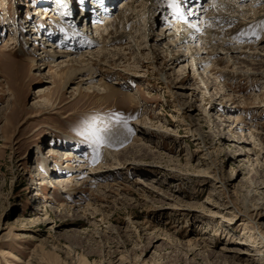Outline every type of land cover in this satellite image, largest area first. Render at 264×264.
Here are the masks:
<instances>
[{"label": "rangeland", "instance_id": "374dc122", "mask_svg": "<svg viewBox=\"0 0 264 264\" xmlns=\"http://www.w3.org/2000/svg\"><path fill=\"white\" fill-rule=\"evenodd\" d=\"M65 1L0 0V264H264V21L244 28L264 0H199L229 21L198 16L187 43L164 5L111 0L97 20L131 18L103 49ZM66 10L78 45L56 35L43 64ZM56 46L100 75L62 86Z\"/></svg>", "mask_w": 264, "mask_h": 264}, {"label": "bare ground", "instance_id": "6f19581e", "mask_svg": "<svg viewBox=\"0 0 264 264\" xmlns=\"http://www.w3.org/2000/svg\"><path fill=\"white\" fill-rule=\"evenodd\" d=\"M71 1L72 2H70V0H66L65 2H63L65 4H67V2H68V4H69V5H66L67 7H65V5H64V8L65 9L68 8V7H69V9L70 8H73L71 6H72V4L76 3V0H71ZM86 1L90 2L91 0H86ZM110 1L111 0H102V1L99 0V3L102 4V10L103 11H104V9H103L104 6H106L108 3H109L108 5H110V6L113 5ZM148 1H150L154 6H155V4H162V5H164L163 8L168 9L167 11H169V13H171V15H172L171 16L169 14V16L179 19L178 21L179 22H182L184 24L187 23V25L185 27H183V28L186 29L185 30V33H186L187 30H191V31H190V33L187 36L185 35L184 32L183 33H180L179 34V37H176L179 40L178 43H187L188 42V40H187L188 38H189V40H191L192 38H195L194 32L200 31V26H201L200 25V22H196V19L199 18L198 16H201V20L204 17H207L208 16L209 18H212L213 20H217V22L218 23H221V24H223L225 22L228 23V21H229L228 16H226L223 13H221L219 10H215V11L214 10H210V11H206L205 12V9H204L205 8V5L200 4V1L199 0H148ZM213 1H215V0H213ZM225 1H227V0H223L222 7H226L225 8L226 11H230L232 13H236V12L237 13H242V10L241 9L244 6L245 1H247V0H238V1L237 0H232V1H234V3L233 2L232 3H226ZM59 2H61V0H59ZM187 2H190L188 7H193V9L191 10V11H193V13H192V15H188L189 17H186V19H184V17L181 16V13L182 12H181L180 7L183 6ZM91 3L92 2H90L89 4H91ZM99 3H97V4H99ZM97 4H95L92 7V9L94 11L96 9H99V7L97 6ZM249 5H250V2H249ZM211 6H213V5H211ZM112 8H113V6L111 7V10H112ZM114 8H115V10H117L116 11V18L117 19L113 18L114 21L113 20L112 21H110V20L108 21L107 20V21H105L106 23H104V24H103V22L101 23V21H102V19L106 20L105 19L106 16H104L105 13H103V12L102 13L100 12V14L98 13L100 15V18H102V19H99L98 18V20L91 21L93 23V25H88V21L87 20H84L85 16H87L89 14L88 11L83 13L84 14V16H83L84 18L82 19V20H84L83 21V26L86 29H88V27L90 28L89 34H92L93 33V36H90L89 35L88 37H91V39H93L95 36H96V38L98 36H100V38H99L101 40V42L99 43V45H100L99 48L100 49H103V48H105V47H107L109 45H115L117 42H119L120 39H121V35H122V33H120L119 30H121L123 28L125 29L126 28V25L130 21V18H131L130 15H125L126 12H127V8H125V7H122L121 8V7H117V6L116 7L114 6ZM211 11H213V12H211ZM66 12H67L66 14H68V16H71V17H68V19L70 20V22L72 24L69 23V25H70L69 27L63 26L64 28L66 27V29H68V31H69V32L66 33L67 35H65L66 38H64V39H67V37H68L70 39V41H71V40H73L71 38H73V37L75 38V35L77 33L75 31V29L72 28L73 26L75 27V24H73L75 18L71 15V10H69V11L66 10ZM92 13H94V12H92ZM206 13L208 15H206ZM210 13H213V14H210ZM251 13L254 15L253 22L251 21L250 23L246 24V26L244 28L255 27V26L259 25V24H262V22L264 21V14L263 13H261V12H257V13L256 12H251ZM80 15L82 16V11H81ZM215 16H217V18ZM80 22H81V18H80ZM86 22H87V24H86ZM174 22H175V20H174ZM207 27H208V25H207ZM169 28L170 27H168V29ZM66 29H65V31H66ZM105 32H106V34H105ZM54 34L55 33H51V32L49 34H47V36H50V39L48 38V39L45 40L46 41V48H45V50H43V52L45 54L43 55V58L41 57V59H40L42 61L43 60L46 61V59L48 61L50 59L49 62L50 63L52 62V55L47 54V52H48V50H49L50 47L54 46L53 43L55 42V37H56V35L54 36ZM81 34H82V32H81ZM82 36H84V35L82 34ZM177 36H178V34H177ZM215 36H216V34L212 32L211 35L208 38L215 37ZM35 38L37 39L38 38V35H35L34 38L32 37V40H36ZM229 38H231V37H229ZM81 39H82V37H81ZM202 40L204 41V39H202ZM78 41H79V39H78ZM83 41H85V40H83ZM13 42L14 41L12 39H10V43L9 44H12ZM61 42H63V41H61ZM82 43L85 44L84 42H82ZM86 43L87 44H86L85 47H88L87 45L90 44V42L89 43L86 42ZM92 43H93V41H92ZM4 50L6 51V48H4ZM59 52H65L66 55H64V56H66V58L64 60H62V61H58V62L52 63V67H55V69H54L55 71L54 72H56V76H61L63 78L62 86H64L65 81L72 80L76 76H81L82 77L83 72H88V75H90V73L95 74V76L100 75V72L97 71L95 69V67H94V64L96 63V61L94 59H92L91 57H89V55L88 56L87 55H82V57H80V55H79V57L74 58L72 56H69L70 53L73 52L71 49L68 50V49H66V47L64 49L63 47L58 46L57 47V51L54 52V53L57 54ZM25 59L26 60H29V59H27V57ZM170 60L173 61V62H175L177 60V57L176 58L175 57H172ZM33 61L34 60L32 59L31 62H33ZM44 63L45 62L43 61V64ZM204 66H205V64H204ZM90 80H93V78L90 79ZM99 86H102V88L105 90L104 93H103V96L104 97L113 96L114 94L116 95V92L115 91H112L111 88L108 87V85H105L104 83H102ZM122 136H125V134H122ZM142 136H143L142 139H145L146 135L144 134ZM114 140L116 141L117 139H114ZM118 140H120V139H118ZM57 146H58L57 143H53V145H49L47 147L48 157H53V154L57 152V150H56V147ZM65 146H68V145H65ZM62 151H64V153H62V155L66 156L65 158H68L67 157L68 155L69 156L72 155L71 152H70L71 150L69 148L63 149ZM58 154H60V153H58ZM78 158H80V157H78ZM77 160H79V159H77ZM42 161L43 160H41V162ZM43 163H45L43 166L47 169L48 168L47 166L50 164V161H45L44 160ZM90 175H92V174H90ZM37 176H38L37 177L38 179L39 178L40 179L43 178V174H40L39 172H38ZM59 177L60 176H58V177L56 176V178H58V179H59ZM72 189H74V188H71L70 191ZM28 264H31V263H28Z\"/></svg>", "mask_w": 264, "mask_h": 264}]
</instances>
